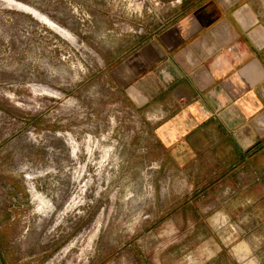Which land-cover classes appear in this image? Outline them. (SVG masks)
I'll use <instances>...</instances> for the list:
<instances>
[{
  "label": "rangeland",
  "instance_id": "374dc122",
  "mask_svg": "<svg viewBox=\"0 0 264 264\" xmlns=\"http://www.w3.org/2000/svg\"><path fill=\"white\" fill-rule=\"evenodd\" d=\"M179 1L0 0V264H90L167 201L110 64ZM244 233L264 264V230Z\"/></svg>",
  "mask_w": 264,
  "mask_h": 264
},
{
  "label": "crops",
  "instance_id": "0c3cea01",
  "mask_svg": "<svg viewBox=\"0 0 264 264\" xmlns=\"http://www.w3.org/2000/svg\"><path fill=\"white\" fill-rule=\"evenodd\" d=\"M176 10L110 64L167 201L90 264H257L243 231L264 230V0Z\"/></svg>",
  "mask_w": 264,
  "mask_h": 264
},
{
  "label": "bare ground",
  "instance_id": "6f19581e",
  "mask_svg": "<svg viewBox=\"0 0 264 264\" xmlns=\"http://www.w3.org/2000/svg\"><path fill=\"white\" fill-rule=\"evenodd\" d=\"M21 6V5H19ZM21 7H24V6H21ZM26 10L28 9L30 12H32L35 16H37L38 18H40L42 21L44 22H47V24L49 23L50 26H53V27H57L54 23L50 22L45 16H42V15H38L37 13L33 12L32 10H30L29 8L27 7H24ZM58 28V27H57Z\"/></svg>",
  "mask_w": 264,
  "mask_h": 264
}]
</instances>
